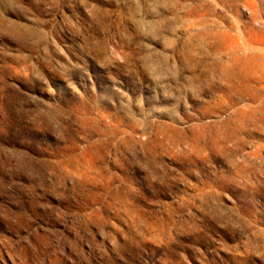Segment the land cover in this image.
Returning <instances> with one entry per match:
<instances>
[{
  "label": "rangeland",
  "instance_id": "1",
  "mask_svg": "<svg viewBox=\"0 0 264 264\" xmlns=\"http://www.w3.org/2000/svg\"><path fill=\"white\" fill-rule=\"evenodd\" d=\"M0 264H264V0H0Z\"/></svg>",
  "mask_w": 264,
  "mask_h": 264
}]
</instances>
